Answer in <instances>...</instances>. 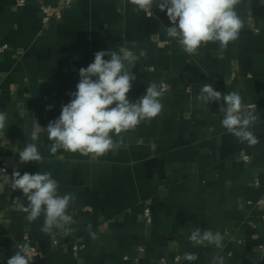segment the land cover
<instances>
[{"label":"crops","instance_id":"crops-1","mask_svg":"<svg viewBox=\"0 0 264 264\" xmlns=\"http://www.w3.org/2000/svg\"><path fill=\"white\" fill-rule=\"evenodd\" d=\"M60 2L0 0V112L7 113L0 133V264L28 243L40 251L31 264H264V0L236 7L243 28L225 50L209 42L192 55L167 37L171 22L155 6L149 17L128 0H72L60 18L43 23L41 5ZM120 47L146 52L132 69V102L152 82L167 84L161 114L122 133L120 146L103 156L51 154L44 127L70 101L79 69L97 51ZM206 83L222 94L238 92L255 110L259 119L250 130L257 144L222 127V101L198 100ZM34 119L42 126L36 143L43 163H21ZM14 171L50 172L59 194L75 197L67 233L42 232L43 215L26 219L27 197L11 187ZM195 228L220 233L221 246L195 245ZM186 252L197 259L186 260Z\"/></svg>","mask_w":264,"mask_h":264},{"label":"clouds","instance_id":"clouds-1","mask_svg":"<svg viewBox=\"0 0 264 264\" xmlns=\"http://www.w3.org/2000/svg\"><path fill=\"white\" fill-rule=\"evenodd\" d=\"M136 12H144L151 17L155 6L166 11L171 26H164L170 39H175L181 49L189 54H196L201 46L209 42L219 43L223 51L230 42L239 38L243 20L236 7L242 0H128ZM119 11V9H118ZM146 55L141 51L136 55L127 47L118 51H97L94 61L87 67L79 69V82L76 90L70 92V101L62 105L58 118L49 121L44 128L48 139L52 141L50 153L58 150L80 153L84 156L100 157L113 151L122 142V133L135 129L142 122H150L161 114V98L167 89L152 82L146 92L135 102L128 98L132 82L136 79L132 69L140 57ZM109 59H105V57ZM198 100L208 105L210 102H223L219 111L223 114L222 127L240 142L255 145L258 138L250 129L259 119L255 110H247L241 95L236 91L222 94L211 83L200 89ZM31 127V140L19 152L21 163H43V156L38 150L41 125L34 119ZM7 127V113L0 112V133ZM120 137V139H114ZM11 187L20 190L27 197L24 207L26 219L31 223L44 216L41 231L51 232L54 228H64L74 221L67 214L70 202L75 199L71 194L60 195L58 182L50 172L34 174L14 171ZM195 245L205 242L221 246L220 233L195 228L190 236ZM188 261L197 259L195 253H185ZM31 257L20 248L8 260L7 264H30Z\"/></svg>","mask_w":264,"mask_h":264},{"label":"built area","instance_id":"built-area-1","mask_svg":"<svg viewBox=\"0 0 264 264\" xmlns=\"http://www.w3.org/2000/svg\"><path fill=\"white\" fill-rule=\"evenodd\" d=\"M72 0H61L59 4L53 5V4H43L41 5V11H42V20L43 23H47L52 18H60L62 16V7L71 4ZM25 3V0H16V5H23ZM7 45H3L1 48H6ZM167 89V84H162ZM53 104L49 103L46 105L47 109L53 108ZM243 158L245 160H248L249 156L247 154L243 155ZM146 215H150L149 209H146ZM78 248L77 245L74 246V249L76 250ZM23 250L31 257L30 264L39 256L40 251L37 246L33 244H25L23 246ZM163 261V260H162ZM164 262V261H163Z\"/></svg>","mask_w":264,"mask_h":264}]
</instances>
